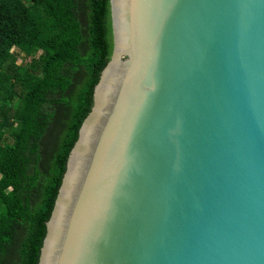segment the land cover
<instances>
[{
	"label": "water",
	"instance_id": "1",
	"mask_svg": "<svg viewBox=\"0 0 264 264\" xmlns=\"http://www.w3.org/2000/svg\"><path fill=\"white\" fill-rule=\"evenodd\" d=\"M110 9L39 264H264V0Z\"/></svg>",
	"mask_w": 264,
	"mask_h": 264
},
{
	"label": "trees",
	"instance_id": "2",
	"mask_svg": "<svg viewBox=\"0 0 264 264\" xmlns=\"http://www.w3.org/2000/svg\"><path fill=\"white\" fill-rule=\"evenodd\" d=\"M112 51L110 0H0V264H39Z\"/></svg>",
	"mask_w": 264,
	"mask_h": 264
}]
</instances>
